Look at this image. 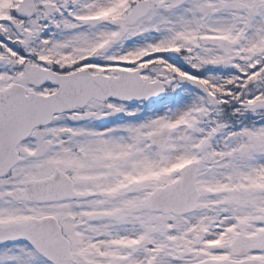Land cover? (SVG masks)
I'll use <instances>...</instances> for the list:
<instances>
[{
  "label": "snow or ice",
  "instance_id": "obj_1",
  "mask_svg": "<svg viewBox=\"0 0 264 264\" xmlns=\"http://www.w3.org/2000/svg\"><path fill=\"white\" fill-rule=\"evenodd\" d=\"M0 264H264V0H0Z\"/></svg>",
  "mask_w": 264,
  "mask_h": 264
}]
</instances>
